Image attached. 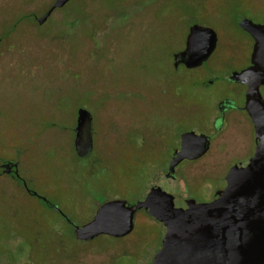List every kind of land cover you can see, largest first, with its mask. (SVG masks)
I'll return each mask as SVG.
<instances>
[{
  "label": "rangeland",
  "instance_id": "obj_1",
  "mask_svg": "<svg viewBox=\"0 0 264 264\" xmlns=\"http://www.w3.org/2000/svg\"><path fill=\"white\" fill-rule=\"evenodd\" d=\"M52 2L0 0V156H23L30 164L27 172L21 169L29 188L82 223L94 202L143 198L164 164L163 155L140 151L138 145V151L112 147L111 156L104 155L116 139L118 116L125 118L126 127L137 115L143 126L151 125L162 115L163 104L172 108V100L182 96V106L208 118L231 89L222 76L245 63L209 58L196 68L171 70L168 55L180 48V12L182 35L186 20L193 17L241 39L235 19L261 21L264 0H71L40 27L33 18L15 23L26 14L40 15ZM169 26L178 39L168 43L163 35ZM221 37L216 57L239 55L240 45ZM137 90L154 96L162 90L165 100L149 106L141 99L139 104ZM168 97L172 100L167 103ZM80 107L90 113L93 141L100 137L103 152L100 159L93 152L89 163L75 158L72 149L73 117ZM200 121L197 116L183 120L182 130L198 129ZM171 131L174 143L175 127ZM13 183L12 195L0 193V264H152L164 228L142 210L125 237L101 235L85 242L70 235L56 244L51 230L56 216L38 198L17 190L19 182ZM210 184L203 182L191 193L201 199ZM8 187L0 178V189ZM61 246L67 252L52 263L48 257Z\"/></svg>",
  "mask_w": 264,
  "mask_h": 264
},
{
  "label": "water",
  "instance_id": "obj_2",
  "mask_svg": "<svg viewBox=\"0 0 264 264\" xmlns=\"http://www.w3.org/2000/svg\"><path fill=\"white\" fill-rule=\"evenodd\" d=\"M68 1L54 0L37 22H45ZM239 24L254 38L251 64L229 76L247 86L243 108L251 117L256 140L248 163L228 170L225 187L210 202L188 199L186 208L176 207L173 195L156 185L136 206L121 199L106 201L90 221L75 226L78 239L90 240L99 234L124 236L132 231L136 211L142 208L165 227L152 264H264V100L259 91L264 85V25L247 18ZM216 40L213 28L191 25L185 48L174 54L175 66H200L213 52ZM74 131L76 151L84 156L92 143L91 116L84 108L77 111ZM208 143L209 136L183 132L182 148L170 161V174L183 158L202 155Z\"/></svg>",
  "mask_w": 264,
  "mask_h": 264
},
{
  "label": "flooded vegetation",
  "instance_id": "obj_3",
  "mask_svg": "<svg viewBox=\"0 0 264 264\" xmlns=\"http://www.w3.org/2000/svg\"><path fill=\"white\" fill-rule=\"evenodd\" d=\"M70 1L71 0H69L65 5H67ZM56 9H60V8H56ZM45 11H43L40 15H34V14H26V15H29L30 17L29 19L33 18L37 22L36 19L39 16H41ZM48 18L46 19V21L48 20ZM244 18L250 19L253 23L264 25V16L261 21H256L249 16L237 17L235 19V25L244 36L241 39H237L233 35L227 34L223 29L219 30L214 26H212L211 24H204L195 20L193 17H189L186 20V23L184 24V32L182 35V11L180 12V27H179L180 32L178 35L180 48L178 50L172 51L168 55V65L171 70L178 71V69L182 67H184L185 69H191L185 67L183 63H178L175 66L174 54L182 51L185 48L186 37L189 32L190 26L193 24H200L202 26L211 27L216 32V36H217L216 46L213 52L211 53V55L208 57V59L213 58V60L223 63H234L236 61H242V60L245 61V63L239 68L229 69V71L222 76V80L226 81L229 84V87H231V89L229 88V92H225L220 96V98L216 102L215 109L211 114L208 115V118L203 119V117H201L199 114L196 115V112H194V110H191L192 107L182 106V96L178 102L174 99L172 100L171 97H168L167 103L170 102V100H172V102H174L173 107L171 108L169 106L170 104H168L167 107L165 106V104H163L162 115L156 118L155 120H153L151 125L143 126L144 124L140 119V115L139 116L137 115L135 120L128 122L129 123L128 127H126L128 124L124 125L123 120L125 118L122 119V117L119 118V116L116 118L118 122L116 123V128H115L117 131L115 133L116 139L113 141L112 144L109 145L110 151L107 152L104 151V155L108 157L111 156L112 147H120L123 149V147L125 146L126 152L138 151V149L135 148V146L138 145L140 146L139 147L140 151L145 150L148 152L159 154L160 156L162 155L164 156L163 157L164 164L159 170L157 169L156 174L152 177V182H150V185L145 195L152 186L156 185V186H160L164 191L173 195L174 205L176 207L186 208L187 206L186 202L188 199H194L196 202L213 201L216 198H218L219 196L218 192L222 190L226 185L225 176L228 170L235 165L245 166L248 163L249 159L252 157L256 147L254 127L249 113L247 112V110L243 108L246 101L247 86L240 82H234L229 80V76L233 71H239L251 64V52L253 49L254 38L250 33L245 31L240 26L239 23ZM46 21L43 22L42 24L46 23ZM37 24L38 27L42 25L39 24L38 22ZM223 34L226 37V43H228L229 45H234V44L240 45L241 48L239 55H232L230 57L224 55L221 57L219 56L216 57V52L219 49V43L222 41L221 36ZM176 35H177L176 30L172 26H169L167 28V32H165V34L163 35V38H165L169 43L172 41V39L176 37ZM178 38H175V40H177ZM2 39L3 37L0 36V43L2 42ZM203 83L204 85L209 84V82L206 81ZM158 91L160 94L154 96V95H150L148 91L146 92V91L137 90L136 93L139 96L138 103L140 104L141 99H145V101H147L150 104L149 106L154 104L160 105V102L165 100L166 94L162 90H158ZM259 91L262 96V99L264 100V85H261L259 87ZM80 108L86 109L85 107H80ZM77 111L73 117L74 125L72 128V149L75 158L83 161L84 163H89L91 162L93 152L94 153L98 152L96 154L98 159H100L101 155H103V152L99 153L100 137L98 138L97 143L93 141V124H92V135H91L92 143H91L90 151L84 156H80L77 153L75 147V141H74L75 139L74 128L76 126ZM196 116L198 119L201 120L199 125L200 127L198 129L192 127L182 130V121L187 120L188 118H194ZM173 127H175L176 137L174 143H170L169 139H170V134L172 132L171 129ZM185 131H194L196 134H204L206 136H209L208 147L202 155L196 158H183L180 162L177 163L174 170L170 174L169 172L170 161L176 156V153L181 150L182 133ZM123 135H124V139H122L121 137ZM132 136L133 138H131ZM20 140L21 141L30 140L36 143L40 139L20 138ZM21 169L24 172H27V170L30 169V164L25 160L23 156L14 153L11 156H0V178H5L9 183V187L7 189L4 188L3 190L0 189V193L2 194L8 193L12 195L13 187H14L13 181H17L20 183L19 186L17 185V190L21 189L25 191L26 194L38 198L39 201L56 216L55 222L52 224L51 227V230L53 232L52 236L55 238L56 244L59 241H63V238L65 236H70V235L77 240H81L78 239L74 233L75 226H81L86 222L90 221L93 218L96 210L104 202L116 199V198H105V200L103 201L101 200L97 203L94 202V209L92 211L91 216L82 223H75L72 220V218L69 215H67V213L63 209L55 205L52 201H50L46 197L41 196L37 192L30 189L21 174ZM161 179H163L166 182L165 183L166 186L167 184L169 185L168 189L165 188V186L162 184ZM203 182H207L211 184L209 185L208 189L205 188L204 190H202V192H204L205 195H203L204 197L199 199L196 197L197 194H192L191 192L195 188H197L199 184L203 185ZM145 195L143 196V198L145 197ZM143 198L139 200H142ZM139 200L133 203L131 202L129 203L126 200L125 201L132 206H136V203ZM138 210H142L144 214L147 215L149 218L156 220L152 216L148 215L144 209L141 208V209H137V211ZM31 223L38 224L35 221H31ZM26 225L28 224H25V226ZM163 228L165 231L164 226ZM131 232L124 236H119V237H115L108 234H99L90 240H82V241L88 242L101 235H107L114 238H121L130 235ZM66 252L67 251L63 249V247L61 246L58 247V250L55 254H53L51 257L48 258L51 259L52 263L53 262L55 263L58 261L57 259L60 258L61 256H64Z\"/></svg>",
  "mask_w": 264,
  "mask_h": 264
},
{
  "label": "trees",
  "instance_id": "obj_4",
  "mask_svg": "<svg viewBox=\"0 0 264 264\" xmlns=\"http://www.w3.org/2000/svg\"><path fill=\"white\" fill-rule=\"evenodd\" d=\"M25 18L29 19L30 17H29V15H24V16L18 18V20L15 23L17 24L18 22H20V20L25 19ZM14 26H15V24L12 25V29L14 28ZM9 32H10V30L8 29V31H6V33H5V35L9 34Z\"/></svg>",
  "mask_w": 264,
  "mask_h": 264
}]
</instances>
